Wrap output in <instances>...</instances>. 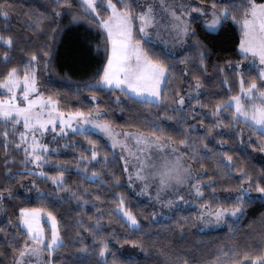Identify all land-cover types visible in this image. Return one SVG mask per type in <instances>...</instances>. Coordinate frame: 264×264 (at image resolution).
Returning a JSON list of instances; mask_svg holds the SVG:
<instances>
[{
  "label": "trees",
  "instance_id": "16d2710c",
  "mask_svg": "<svg viewBox=\"0 0 264 264\" xmlns=\"http://www.w3.org/2000/svg\"><path fill=\"white\" fill-rule=\"evenodd\" d=\"M147 1L138 0L139 3ZM211 2L212 0H194L193 7L210 6ZM225 2L226 0H218L221 6ZM256 2L260 3L264 0H256ZM0 4L13 6L7 20L0 17V35H11L14 41L10 49L0 42V72L6 71L13 65H18L22 69L30 55L36 53L40 61V90L45 96L52 95L59 99L62 111L75 110L77 107L87 110L99 105L106 112L100 117L102 120L110 121L117 129L144 132L150 130L151 125L148 122L156 119L158 115L166 114L173 117L177 115L171 111L166 112L164 108H158L154 104H141L130 100L119 92L89 90L83 87L85 81L97 76L98 68L102 70L106 55L104 34L93 26L91 17L80 10V0H72V8L65 9L59 17L53 14L52 0H0ZM31 14L47 18L42 25V33L33 32L27 27V17ZM74 16L78 18L73 19ZM192 16L196 18H189V24L195 29L196 35L188 37L186 45L176 52L175 56L168 57L175 63L174 77L169 79L168 90L178 91L180 95H185L187 98L195 84L194 76H200L202 87L198 90V95L191 93V98L187 99L183 106V119L166 121L164 126L167 134L180 139L183 138V129L195 125L196 128L190 137L197 145L201 143V137H204L203 143L208 144L210 151L206 155L210 159L204 162L207 175L197 176V180L207 181L208 178H212L217 182L203 189L204 197L199 200V203L208 202L213 207H227L233 203V199L229 197H234L235 189L243 177L237 179V173L229 178L222 170L217 169L216 159L219 156L225 153L230 155L233 158V170L243 167L252 176V190L249 193L252 199L246 198L243 215L238 221L229 219L223 226L207 230L197 228L196 222L193 223L194 208L177 209L166 219H154L152 203L131 191L120 157L102 135L90 130L83 134L68 131L66 136L53 141L52 133L48 132L45 135V143L50 148L57 149L55 153H49L50 159L68 164L64 184L74 191L77 197H83L95 203V207L87 204L81 208L78 206L81 202L73 197L70 191H65L63 188L57 191L50 180L22 171L25 167L20 163L23 160V149L17 151L14 148L18 138L11 135L8 137L9 155L6 156L5 139L0 135V190H3L5 195L1 204L0 264H14V253L10 245L18 246L23 242L21 234L23 230L19 224L21 207L41 208L45 211L41 222L49 237L50 229L46 213L51 211L56 215L61 226L64 245L54 253L53 264H97L98 259H103L93 254L94 251L98 252V245L93 249L91 233L82 230L88 228L98 218L97 209L102 212L103 234L109 240L110 251L106 256L107 264H113V261L116 264H171L177 258L181 261L187 258L190 264H202L204 261L214 259L218 255L217 249L221 247L225 251L231 248L238 254L237 259L244 258L248 264H251L252 257L260 256L261 250H264V198L255 192V187L258 182L264 184V155L259 151L264 145L258 140L257 134L242 123L239 127L232 129L223 127L213 129L212 134L208 135V126L217 122V118L211 115L215 104L239 91L237 69L225 67L224 72L221 73L220 67L228 61L243 62L244 59L238 54L237 49L240 30L229 19L218 30V34L209 33L202 26L204 17L195 13ZM197 39L209 50L205 56L204 71L198 67L199 58L195 56L198 49L187 46L195 44ZM155 45L156 51L165 49L158 43ZM49 50L51 57L48 60V68L45 69L43 54ZM5 52L10 55L7 63L3 60ZM185 56L192 59L181 63ZM239 71L246 81L245 87L252 79L258 78L259 69L254 66L243 67ZM225 77L229 80L228 85L221 83ZM257 83L258 86H262L258 79ZM92 91H96L98 100H91ZM2 94L0 92V95ZM117 95L121 97L119 101L115 99ZM195 100H200L202 103L196 105L193 111ZM229 117L230 111L222 113L221 118L225 124L229 122ZM241 129H243L242 134ZM21 130L22 124L17 131ZM3 131L4 128L0 127V133ZM86 136L99 145L97 149L100 153L99 160L88 165L89 176L94 170L101 173L100 179L94 181L86 179L84 173L76 168L77 157L82 154L91 155L92 145L85 138ZM221 140L225 141L223 145L220 144ZM105 154L108 155L106 165L103 160ZM5 160H9L7 165L4 163ZM27 167L34 168L30 164ZM83 167L84 165L81 164L80 168L83 169ZM193 168L199 169L200 163L193 162ZM6 169L13 170L11 178L7 176ZM62 170L50 164L43 167V171L49 175H55ZM110 173L119 177L120 186L114 185L113 176ZM34 180L36 187H33ZM8 188H11L14 193L10 199L7 197ZM37 188L42 195L37 194ZM213 189H215V199L209 195ZM116 194H121L125 198L126 207L137 215L140 221L139 231L130 230L120 216L112 212L119 202ZM97 196L100 197L99 200L95 199ZM184 217L190 219L181 238L177 224L183 223ZM78 219L81 220V224L77 223ZM230 225L234 231L230 229ZM110 233H115V236L109 235ZM133 240H142L148 251H142L139 247L128 243ZM84 245L88 246V253L80 252ZM164 247H167L171 260L158 256L159 251Z\"/></svg>",
  "mask_w": 264,
  "mask_h": 264
},
{
  "label": "snow or ice",
  "instance_id": "6c2138e0",
  "mask_svg": "<svg viewBox=\"0 0 264 264\" xmlns=\"http://www.w3.org/2000/svg\"><path fill=\"white\" fill-rule=\"evenodd\" d=\"M55 17L62 15L65 9L72 8V0H52ZM194 2V0H191ZM163 16L158 15L155 6L151 3L143 4L138 0H80V10L91 17L94 27L98 28L104 34V51L106 59L102 65V70L97 69V76L90 78L83 83V87L89 90L112 91L123 94L130 100L141 104L156 105L158 108H164L167 111L177 113L175 117L166 114H160L156 119L149 121L151 128L149 131H128L117 130V128L108 120L99 119L106 114L99 105L84 110L77 107L75 110L67 112L61 110L59 99L52 95L45 96L40 90L39 81V63L37 54L32 53L29 60L21 69L18 65L8 67L6 71L0 72V127L4 131L0 133L5 139V155H9L7 145L10 143L8 137L11 135L17 137L14 144L15 150L23 149V160L20 163L25 167L22 171L29 175H38L40 178L50 180L56 186V190L62 188L70 191L73 197H76L81 203L78 205L83 208L84 205L92 204L93 201L77 197L74 191L64 184L65 172L68 171L67 162L52 161L49 153H55L57 149L50 148L48 144L42 143V139L48 132L52 133V140L55 141L60 137L67 135L69 129L81 134L88 131V126L99 130L111 142L113 149L119 147L124 161V171L128 173V180H135L143 183L141 194L149 190L152 183L156 184L155 200L164 207L171 208L177 201L184 200L183 196H175V200L169 198L163 199L165 194H175L180 186L188 185L193 191L197 200L204 197L203 189L217 181L208 178L207 181L196 180V176L207 175L204 162L210 157L206 155L209 152L208 144L203 143L204 137H201V143L197 145L190 134L195 130V125L183 129V138L177 139L173 135L167 134L165 122L173 119H183V106L187 99L191 98V93L199 94L202 87L200 76H194V86L189 91V96L180 95L178 91L168 90L170 77H174L173 69L175 63L168 59L169 56H175V53L164 49L156 51V45L152 38V30L158 33L165 31L174 43L186 45L187 38L195 36V29L190 27L189 18L195 19L193 13L205 17L202 26L206 32H216L223 27L226 21L237 26L239 32V44L237 45L238 54L243 58H252V63L258 60L259 74L258 78L252 79L245 87V79L239 71L242 67L240 61H228L220 72L223 73L225 67L237 69L236 76L239 79V91L226 100L218 101L213 110L212 117L217 118L215 124L208 126V135L212 134L216 128H236L239 124H244L257 134L258 140L264 145V2L257 3L256 0H226L221 6L218 0H212L210 6L201 5L199 7L189 8L187 4H166L165 0H160ZM11 4H0V17L7 20L10 16ZM139 9V10H138ZM164 16L167 20H164ZM78 17H73L77 19ZM47 19L44 16L31 14L27 17V27L33 32H43V23ZM49 22H54L49 20ZM55 31V30H54ZM139 37V39H137ZM0 42L12 47L14 41L11 35H0ZM198 51L195 56L199 58L198 67L201 71L206 68L205 56L208 54L207 46L199 39L193 45ZM44 56V67L48 68V60L51 57V51H46ZM10 59L8 52L3 53L5 63ZM190 57L185 56L180 62L189 61ZM221 83L228 85L229 80L225 77ZM79 90V89H78ZM230 90V89H229ZM58 95V94H57ZM99 97L96 91H92L91 100L96 101ZM117 101L121 99L119 95L115 97ZM200 100L193 102V111L196 105H201ZM230 111L229 122L224 123L221 118L222 113ZM22 124V130L17 131ZM203 124V121H201ZM243 129H241V134ZM92 145L90 156L80 155L77 157L76 168L82 171L86 179H100L101 173L93 171L88 175V165L96 162L100 158L97 151L99 145L95 140L89 139ZM134 140L135 145L131 146L130 141ZM225 141L221 140L220 144ZM67 147V145H64ZM183 148V151L181 149ZM264 152V146L259 149ZM205 153V154H202ZM131 159V168L129 171V160ZM105 165L108 161V155L103 157ZM193 162L200 163L199 169L193 168ZM5 165L9 160H5ZM233 158L226 153L216 159V168L224 172L231 178L233 175L240 179V183L235 189L233 203L230 206H216L205 202L200 205L199 216L196 221L202 222L205 226L213 224L227 223L229 219L235 218L238 221L244 213L245 202L252 199L249 195L251 192L252 176L241 167L233 170ZM33 165L34 168L27 167ZM52 165L58 169L55 175H49L43 171L45 165ZM83 164V169L80 165ZM39 170L38 172L36 170ZM12 169H6L9 178L12 177ZM113 183L120 186L119 177L114 173ZM194 181V182H193ZM36 187L35 180L32 182ZM102 183H107L102 181ZM245 183L249 185L245 188ZM87 192V189H85ZM255 192L264 198V184L257 183ZM37 194L42 195L37 188ZM14 193L11 188L7 189V197L12 198ZM119 202L112 212L120 216L122 222L130 230L139 231L140 221L137 215L126 207L125 198L121 194H116ZM215 199V189L209 194ZM5 199L4 191L0 190V204ZM99 200L100 197H95ZM188 203L189 201H184ZM45 211L41 208L21 207L19 209V224L22 231L23 242L18 246L10 245L13 250L14 264H53L54 253L64 245L61 235V226L56 215L47 211V222L50 224V237L42 224ZM153 213V218L156 216ZM93 223L88 228L82 229L91 233L93 238V249L98 245V252H93L100 258L97 264H107L106 256L109 249V240L103 234V225L101 223L102 212L97 209ZM92 219L91 217L89 218ZM189 217L183 218V223H178L181 238L189 221ZM81 224V220H77ZM231 230L232 226H229ZM109 235L115 236V233ZM134 247H139L142 251L147 252L148 248L142 240L128 241ZM80 252L88 253V246L81 247ZM218 255L202 264H248L244 258L237 259V253L231 248L225 251L223 247L217 249ZM247 255V253L245 254ZM159 257L165 260H171L167 247L162 248ZM113 264H116L113 261ZM171 264H190L189 259L182 261L177 258ZM251 264H264V250H261L259 257H252Z\"/></svg>",
  "mask_w": 264,
  "mask_h": 264
},
{
  "label": "rangeland",
  "instance_id": "374dc122",
  "mask_svg": "<svg viewBox=\"0 0 264 264\" xmlns=\"http://www.w3.org/2000/svg\"><path fill=\"white\" fill-rule=\"evenodd\" d=\"M149 3H151V4H153L155 6L158 15L163 16V11H162V8H161V5H160V0H148L147 2H144L143 4L146 5V4H149ZM165 3L169 4V5H171L173 3H175V4L185 3V4H187V6L189 8L193 7V2H191V0H165ZM204 19H205V17H204ZM164 20L165 21L167 20L166 16H164ZM152 38H153L155 43H158V44L162 45L165 49L170 50V51H172L174 53L178 52L184 46V45H181L179 43H174L171 40V38L169 37V35L167 34V32H165V31H160L158 33L155 29H153L152 30ZM258 63H259L258 60L256 61L255 64L252 63V58L249 57L247 59H244L243 62H241V64H242L241 68L248 67V66H254V67L259 69ZM262 86H264V85H262ZM239 88H240V84H239ZM232 95H235V94H232ZM99 119H101V118L99 117ZM88 130L96 132V133L102 135L108 141V143L111 146V142L99 130H97V129L91 127V126H88ZM117 130H122V129H117ZM68 131H72V130L69 129ZM128 131H137V130L128 129ZM44 140H45V137L42 139V143H45ZM130 145L134 146L135 145V141L134 140L130 141ZM113 151L119 157H121L122 155H127L126 153L121 152V149L119 147L113 149ZM262 154L264 155V152H262ZM121 161H122V163L124 165V161L123 160H121ZM131 163H132V161L130 159L129 160V165H130L129 166V171L130 172L133 171V169L131 168ZM126 176H127V182H128V185H129L131 191L136 193V194H138V195H140L141 197L147 199L148 201H150L152 203V205L154 207V213L157 214L154 217V219H166V218H168L169 214L172 213L173 211H175L177 209H188V208H194L195 209V218L197 216H199L200 205L203 204V203H199V200H197L195 198V195H194L193 191L190 189V187L188 185L180 186L177 190H175V194L174 195L169 193V194H165L163 196L164 200H167L169 198L175 200V196H177V195L184 197V200L177 201L171 208H169V207L162 206L160 203H158L155 200V194H156V184L155 183H152L150 185L149 190L147 192H145L144 194H141V189L143 188V183L140 182V181L135 180L134 177H133L132 182H129L128 173L127 172H126ZM195 179L197 180V176L195 177ZM245 188H248L247 184H245ZM184 201H189V202L185 203ZM1 215H2V205L0 204V218H1ZM232 219H235V218H232ZM47 224H48L49 229H50V224L48 222H47ZM196 225H197V228H200V229H203V230H207V229L219 228V227L223 226L224 223L213 224L211 226H205L202 222L196 221ZM122 252L126 253L125 250H122Z\"/></svg>",
  "mask_w": 264,
  "mask_h": 264
}]
</instances>
